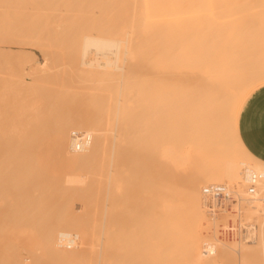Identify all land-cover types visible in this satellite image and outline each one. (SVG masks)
<instances>
[{
    "label": "bare ground",
    "instance_id": "6f19581e",
    "mask_svg": "<svg viewBox=\"0 0 264 264\" xmlns=\"http://www.w3.org/2000/svg\"><path fill=\"white\" fill-rule=\"evenodd\" d=\"M244 5H251L252 9L264 5V0H0V264H126L131 258L134 261L139 250L126 260L135 243L128 247L130 236L128 239L125 234L128 240L118 238L123 246L127 245H117L123 259L112 252L118 251L111 243L116 214L131 194L130 180L135 176L136 180L141 171V176L158 188L160 184L156 183L161 180L169 183L163 176L176 178L175 173L185 170L187 162L202 169L200 177L188 181L186 202L183 200L186 210H182V204L166 199L165 190L171 196L172 189L162 181L159 190L165 194L162 196L157 190V195L166 196L164 201L169 202H163L160 196L161 199L152 197L159 199L158 204L164 203L160 204L163 209L155 204L158 199L150 205L162 209L158 217L155 213L154 222L148 221L155 228H151L154 234L149 232L153 235L151 240L158 238L154 246L162 248V252L158 250L161 254L151 249L157 255L152 258V253L148 254L150 261L156 260L152 264H175L173 257L178 256L180 264H264V161L247 150L239 134V116L245 101L264 86V58L259 57L260 50L255 55L251 50L264 44V17L233 28L230 18L245 10L241 7ZM9 44L35 46L42 53V60L32 51L13 49ZM3 55L8 59H3ZM142 81L149 87L145 88ZM152 81L169 83L171 88L166 91L170 94L161 93L160 99L155 93V97L163 101L168 96L165 100L171 101L170 107L184 96L176 104L181 109L173 108L183 114L180 123L191 112L189 128L191 125L195 136L188 138L195 148H191L189 140L190 148L181 150L167 142L168 136L162 141L165 131L159 124L166 110L159 101L155 103H160L154 106L156 109L148 105L155 109L150 115H157L156 119L148 114L150 118L145 119H149L147 127L152 129L158 124L162 129L148 128L147 134L146 130H136L133 98L137 91L142 97V90L146 91V98L139 100L150 98L148 82ZM135 84L141 86L136 89ZM85 95L101 101L97 104L100 108H80L78 102ZM65 99L69 104H62ZM181 101L184 103L180 104ZM173 108H168L169 115L165 113L168 119L173 112L174 117L178 116L175 110L171 112ZM158 116L162 117L160 122ZM154 119L158 120L156 125ZM180 123L175 125L177 130L184 126ZM74 132L88 134L91 144L76 150ZM135 133L136 138L143 139L141 143L144 141L143 155L139 154L140 149L135 151ZM183 138L181 142L178 139V144H182ZM252 174L259 180L255 194L249 195L247 185ZM214 184L237 192L243 198L242 210L239 216L229 215L225 219L226 241L208 244L204 250L206 212L213 202L203 196L202 188ZM184 213V241L180 243L177 230L182 229L180 215ZM146 214L153 216L151 212ZM132 218L130 224L121 221L129 224L124 229L134 230ZM137 220L138 225L143 219ZM141 235L130 241L140 239ZM118 239L114 236L112 242ZM139 239L137 242L143 240ZM151 240L148 249L153 244ZM135 244V249L140 246L143 252L146 250L147 244ZM180 245L179 251L175 247ZM127 247L130 252L126 254ZM180 253H184V259ZM143 257L140 260L144 261L138 264L149 259Z\"/></svg>",
    "mask_w": 264,
    "mask_h": 264
},
{
    "label": "rangeland",
    "instance_id": "374dc122",
    "mask_svg": "<svg viewBox=\"0 0 264 264\" xmlns=\"http://www.w3.org/2000/svg\"><path fill=\"white\" fill-rule=\"evenodd\" d=\"M241 7H246V8H245V10H242V11L238 12L237 14H235L234 16H232V17L230 18V19L232 20V27H233V28H239V27H241V26L246 25V24L248 23V20H250V19H251V20H253V19L255 20V19H260V18H263V17H264V5H262V6H258V7H253L252 9H249V7H251V5H249V6L244 5V6H241ZM10 45H11V46H10ZM13 45H16V46H13ZM13 45H12V44H9V47H11V48H13V49H26V50L32 51V52H34V53L37 55V57H38L40 60H42V57H43V56H41L42 53H41L38 49H36L35 46H34V48H32V47H28V45H27V46L24 45L23 47H22V46L20 47L19 44H18L19 46H17V44H13ZM217 50H221V49L219 48V49H217ZM251 50H252V52L254 51V52H253V55H255V52H257V51L259 52V50H260V53H259L258 55H259V57L264 58V44H258L257 46L251 48ZM39 52H40V53H39ZM261 52H262V53H261ZM5 58L8 59V57H6V55H3V59H5ZM7 59H6V60H7ZM3 61H4V60H3ZM142 82H143V81H142ZM142 82H139V83H142ZM166 82H167V81H163V82H162V81H159V82H156V81H154V82H153V81H152V82H148L151 88L149 89V91H148V89H147V91H148L147 93H148V95H150V98L147 97V99H144V98H143V99L139 100L141 96H140V95H137V94H138V91H137V92L135 91V92H136V93H135L136 96L133 98V101H134V102H132V105H133V107H134V110H133V112H134L133 115H134V116H133V118H134V121L136 120L135 125H136V123H137L136 127L138 128V129H136V130H139V131H143V130L145 131V130H146L145 133L147 134V130H148L149 127H147L148 125H146V122L149 123V121H148L149 119L146 120V119H145V118H146L145 116H147L148 118H150L148 115H150V114L153 115L152 113H153L154 110L156 109V107H154V106L156 105L155 103H157V101H159L160 103L162 102V103L165 105V106H163V104H161L163 107H165V109L160 108L161 111H163V110H166V111H167L168 108H173V107H176V108L178 109V111L181 109V106H179V105L177 106V105H176L177 103H179L178 101H179V100H182L183 97H184L182 94H178V93H180L181 91H179V92L177 93L178 96H179V95H182V96H181L182 98L179 97V98H181V99H179V98H178L179 100L177 99V103H176L174 100L170 99V100H172V101H174V102L176 103L175 105H174V103H173L174 106H172V107H170V106H171V101L168 103V101L165 100V99H168V96H167V95H165V96H167V97H165V98L163 99V101H162V100L160 101V99H162V97H163V96L161 95V93L163 94V93L167 92L168 94H170V93L168 92L169 90L166 91V89H167V88H171V87L169 86V83H166ZM144 83H145L144 86H146L145 88L149 87V86H147V85H148L147 82H143V84H144ZM164 83H166V84H164ZM158 84H159V85H158ZM167 84H168V86H166ZM171 85L173 86V83H172ZM133 86H134V85L132 84V87H133ZM135 86H136V89H137L139 86H141V84H140V85L135 84ZM142 86H143V85H142ZM174 86L177 88V85H174ZM133 88H134V87H133ZM176 88H175V90L177 91ZM141 89H143V87H142ZM154 89H155V90H154ZM157 89H158V90H157ZM156 90L159 91V92H157ZM173 90H174V89H173ZM155 91H156V92H155ZM170 91H171V90H170ZM182 91H183V90H182ZM142 92H144V95H146V91L142 90ZM153 93H154V94H153ZM155 93H156V95H157V93H158V95H160V96H159L160 99L157 98L158 95H157V97H155ZM181 93H182V92H181ZM183 94H184V92H183ZM144 95H143V96H144ZM152 95H153V97H152ZM163 95H164V94H163ZM177 95L174 96V94H173L174 98L177 97ZM137 96H138L139 98H138ZM143 96H142V97H143ZM173 96H172V98H173ZM90 97H91V98H90ZM142 97H141V98H142ZM144 97H145V96H144ZM154 97L157 98V99L155 100ZM82 98H84V99H82ZM92 98H93L92 96H89V98H88V95L82 96L81 99H80L79 102H78V104H80L79 107H80V108H84V109H92V110H96L95 107H96V106L98 107L99 105H97V104L100 103L101 101L98 102V101H99L98 99L95 98L94 100H92ZM136 98H137V99H136ZM145 98H146V97H145ZM68 99H69V101H70L71 97L68 98ZM68 99H65L64 102H63L62 104H65V105L69 104ZM151 99H152V101H151ZM175 99H176V98H175ZM71 100H72V99H71ZM97 100H98V101H97ZM135 100H137V101L139 100L140 102H139V101L136 102ZM148 100H149L150 102H149ZM82 101H83V102H82ZM96 101H97V102H96ZM143 101H144V102H143ZM154 101H155V102H154ZM164 101H165V102H164ZM159 102H158V103H159ZM70 103H71V104H74L73 107L76 105V104L73 103L72 101H70ZM152 103H154V104H152ZM160 103H159V104H160ZM181 103H184V102L181 101L180 104H181ZM83 104H85V105H83ZM159 104H157V105L159 106ZM65 105H63V106H65ZM82 105H83V106H82ZM148 105H149L150 107L153 105V107H154L155 109L152 107L153 111L151 112L152 109H151L150 107H148ZM157 105H156V106H157ZM168 105H169V106H168ZM81 106H82V107H81ZM100 106H101V105H100ZM100 106H99L98 108H100ZM167 106H168V107H167ZM65 107H66V106H65ZM65 107H64V108H65ZM68 107H69V106H68ZM147 107H148V108H147ZM166 107H167V108H166ZM179 107H180V108H179ZM185 107H186V105H185L184 108H182V109H185ZM66 108H67V107H66ZM150 109H151V110H150ZM160 109H159V110H160ZM162 109H163V110H162ZM174 110H175V108L171 109V112H173ZM146 111H148L149 113H147ZM161 111H160V113H161ZM166 111L162 112V113L164 114V116H163V118L161 117V118L163 119L165 125L162 126V125H163V121H162L161 124H159V125H161V127H163V130H162V131H163V132L165 131V133H164V135H163L165 140H164L163 137H162V139H163L162 141H166V138H165V137L168 136V137H167V142L174 144V146H175L176 148H178L179 150H181V149H183V148H185V147H189V148H190V146H191L192 149L195 148L194 143L191 144V142H190V139H193V138H194L193 135L195 136V134H194L193 132H191V129H192V128H191V127H192L191 125H190V128H189V124H190V122H191V120H192V118H193L192 116H189V114H190L191 112H190L189 114L186 113L187 115L184 116L185 118L188 119L187 123H186V119H185V118H183V119L185 120V122L180 123V122H178V121H182V117H181V115H183V114L180 115V114H179L180 112L178 113V112H176V110H175V112L178 113V116H177V114L175 113L176 116L174 117V112H173V115H171V116L174 117V121H173V119H172L173 117L168 119V115H169L168 112H169L170 110L167 111V114H168V115L165 114ZM181 111H182V110H181ZM133 112H132V113H133ZM185 112H186V111H185ZM185 112H184V113H185ZM160 113H159V114H160ZM147 114H148V115H147ZM170 114H171V113H170ZM151 115H150V116H151ZM154 115H155V114H154ZM191 115H192V114H191ZM156 116H157V115H156ZM156 116H154V117L151 116L152 120H153V118L156 119ZM159 116H161V115H159ZM159 116H158L157 119H158L159 122H160L162 119H161ZM171 116H170V117H171ZM177 117L181 118V120L176 119V121H175V118H177ZM188 117H189V118L192 117V118H190L191 120H190ZM159 118H160L161 120H160ZM155 119H154V120H155ZM152 120L150 119V121H152ZM158 120L153 121V122H154V125H156L155 122L158 123ZM171 120H172V121H171ZM189 120H190V121H189ZM134 121H133V122H134ZM167 121H168V122H167ZM176 122H177V123H176ZM179 123L182 124V125H184V126H182V128H183V127L185 128V126H187V124H188V127H187L188 130H187V128H185L186 131H185V130L183 131V130H181V129H182L181 127H179V130H177V129H178V126H176V127H177V129H176L175 125H177V124H179ZM184 123H185V124H184ZM191 123H192V122H191ZM133 125H134V123H133ZM135 125L133 126L134 129H135ZM149 125H150V124H149ZM159 125L157 124V125H156L157 127L155 126L156 128L153 126L152 129L155 128L154 130H152L151 128H149V130L155 131L157 128H158V130L162 129L161 127H159ZM150 126H151V125H150ZM167 127H168L169 129H168ZM139 128H140V129H139ZM142 128H147V129H142ZM184 128H183V129H184ZM141 129H142V130H141ZM174 129H175V130H174ZM176 130H177V132H176ZM133 131H134V130H133ZM152 131H151V132H152ZM156 131H157V130H156ZM182 131H183L184 134L187 133V134L184 136L185 138H183V135H184V134H183L182 136L179 137V135H181V134H179V132L182 133ZM134 132H135V131H134ZM151 132H150V134H151ZM158 132H159V131H158ZM170 132H171V133H170ZM145 133H144V134H145ZM169 133H170V134H169ZM188 133H189V135H188ZM150 134H149V136H150ZM176 134H177V135H176ZM191 134H192V135H191ZM135 136H136V133L134 134V139L136 138ZM191 136H192V138H191ZM140 137H141V136H140ZM140 137L135 139V140H136V144L138 145V146L136 145V146H137V147H136L137 149H135V151L137 150L138 152H139V149H140V152L143 151V150H141V149H144V147L142 146V143H143L144 141L141 143V141H142L143 139H141ZM175 137H176L177 139H172V138H175ZM186 137H187V138L190 137V139H189V138L186 139ZM148 138H149V137H148ZM170 138H171V139H170ZM182 138L184 139V140H183L184 143H183V141H182V144H178V143H179V140H178V139H180V142H181V139H182ZM176 140H178L177 143L175 142ZM188 140H189V142H190V143H189L190 146L188 145ZM185 141H186V143H187L188 146H187V145H184V144H186ZM194 141H195V140H193L192 142H194ZM189 148H188V149H189ZM186 149H187V148H186ZM192 149H191V151H192ZM199 150H200V149H199ZM189 151H190V150H189ZM191 151H190V153L193 154L194 152H191ZM140 152H139V154L143 155V153H142V152L140 153ZM200 152H201V151H200ZM183 153H184V152H183ZM141 157H142V156H141ZM189 158H190V157H189ZM242 159L245 160L244 158H242ZM140 160H141V159H140ZM189 160H190V159H189ZM141 161H142V160H141ZM190 161H191V160H190ZM142 162H143V161H142ZM142 162H141V164H142ZM200 162H201V161H198V163H200ZM244 162H247V163H248L247 160H245ZM187 163H188V162H187ZM187 163H186V165H188V166L185 165V166L187 167V168H186L187 171H186V169L184 170V169H182V167H181V168H180V171H181V169H182V171H181V172H178V173H175V177H176V178L173 177L174 175H173V176H169V178H165V177H168V176H165V177L163 176L164 179H169V183H167L168 180H166V183H165V181L163 182V180L160 179V180L162 181L163 184H164V183L167 184V185L164 184L165 186H168V184H169L168 187H169L170 189H172V190H171L172 193L170 192V189H169V192H170V195H171V196L167 195L168 190H167V191L165 190L166 194L163 192L164 190H163V191H162V190H159V187H160L161 184H162L160 180H159L160 183H156V184H160V186H158V188H157V186H156L155 183H154L155 187H153V186H154V185H153V181L149 182L150 179H149V181H148V180H145L146 178L144 177V175H142L143 177L141 176V174H142L143 172L140 171L139 174H138V177H137L138 179L136 178V180H135V179L133 180V178L136 177V176H135V177H132V180H130V182L132 181V182H131V183H132V189H131V186H130L128 189L131 190V192H130V190H129V192H130L131 194L129 193V194H130V195L128 194L129 196H127V194H125V195L127 196L128 199L125 200V199H124V198H125V195H123L124 198L121 199V200L124 199L123 202H122L123 204H122V203L120 202V200L118 199V200H119L118 203L120 202V203L122 204L121 208H119V209H122V211L120 212V210H118L119 212H117L118 214H116V216H118V217H116V219H117L116 222H117V223H116V222H115V223L118 224L119 227L116 226V224H115V225L113 226L114 228H112V229H113V230H112V234H113V235H111V243L113 244V247L116 248L117 245L119 246L118 243H121V245L123 246V244H122L121 241H122L124 238H125L124 240H126V239H127L126 237H128V236H130V238L133 240V237L136 238V235L139 236V235L142 234V235H141V238L139 239V237H138V239H139V240H142V239H143V240L145 241V242H144V241L142 240L144 243H142V241H139L140 243L137 242L138 239H137V240L134 239V241H130L131 239H129V237H128V239H129L128 242H129L130 244H129L127 241H123V242H124V243L127 242V244L129 245V246H128L129 248H132V246H130V245H132L133 242L137 243V245H141L142 247L146 246L145 244H147V246H146L147 248L145 247L144 250H145V249L148 250V253H146V250L143 252V249H142L140 246H137L138 248L135 249V248H136V247H135V245H136L135 243H134L135 245L133 244L134 248L130 249V250H132L131 252L128 250V247H127V249H124V250L126 251V254H127V252H130V253H129L130 255H127V257H128V256H129V257H133V256H135V254L137 255L138 250H139V253L142 254V255L139 254L140 257L137 255V259H136V256H135V258H134L135 260H134V261H133V259L131 258V261H128L126 264H128V263H129V264H138V263H140L141 261H144V259H141V260H140V258H145V257H143L144 255H145V256H148V258L151 257V256L153 255V253H154V251H153V253H152V250H153V249H155V251L157 250V252H158V250H159V252L161 251L160 249H162V248L159 247L160 249H157L158 247H155V246H154V244H157V242L155 243V241H156L158 238H156L154 241L151 240V238H152L151 235H152V234H150V233H151L152 229H155V228H154V223L152 224L151 221L154 222L153 220L156 218V215H157V217H158V215H161V211H162V209H163V207H162L161 205L164 204L163 202L166 201V200L164 201V199H165L166 196H167L166 199L168 198L169 201L171 200V202H173V203H176V204H182V205H183L182 210H183V211L186 210V206H184V204H185V202H186V194H187V192H185V191L187 190V187H188V185H189L188 181H189V180H192V179H193V181H194V178H195L196 176H198V175H199V177H200V174H199V173H200V171H201V169H202L201 166H199V167H197L198 165H194V166H192V165L187 164ZM189 163H190V162H189ZM198 163H197V164H198ZM249 163H250L251 165H253L251 162H249ZM200 165H201V164H200ZM137 166H138V167L141 166L140 163H139ZM138 167H135V168H138ZM196 167H197V168H196ZM143 168H144V167H143ZM143 168H142V169H143ZM183 168H184V166H183ZM139 169H140V167L138 168V170H139ZM196 169H198V173H196V172H197ZM213 169H214V168H213ZM138 170H137V171H138ZM194 170H195V171H194ZM137 171H136V172H137ZM136 172H135V175H136ZM178 174H179V175H178ZM189 174H190V175H189ZM133 175H134V174H133ZM140 176L142 177L141 179H140ZM199 177H198V179H199ZM161 178H162V177H161ZM163 178H162V179H163ZM172 178H174L175 180L173 181ZM179 178H180L181 181L179 180ZM181 178H182V179H181ZM139 179H140V181L138 182ZM158 179H159V178H158ZM158 179H157V180H158ZM170 179H171V180H170ZM141 180L144 181V182H142ZM182 180H183L184 182H183ZM195 180H196V178H195ZM133 181H134V182H133ZM179 181H180V182H179ZM130 182H128V183H130ZM147 182H148L149 184H148ZM155 182H157V181H155ZM174 182H175V183H174ZM135 183H136V184H135ZM144 183H145V184H144ZM181 183H182V184H181ZM138 184H139V186H138ZM142 184H143V186L145 187V189H144V187L142 186ZM150 184L153 185V186H152L151 189H148V188H149L148 186H150ZM163 184H162V185H163ZM179 184H180V185H179ZM129 185H130V184H129ZM171 185L173 186V188H171V187H172ZM178 185H179V187H178ZM170 186H171V187H170ZM182 186H183V187H182ZM136 187H137V188H136ZM150 187H151V186H150ZM161 187H162V186H161ZM161 187H160V188H161ZM168 187H166V188L164 187V189H167ZM155 188H157V189H155ZM128 189H127V190H128ZM154 189H155V190H154ZM162 189H163V188H162ZM180 189H181V190H180ZM151 190H152V191H151ZM153 190H154V191H153ZM157 190L161 191L160 193H161L162 196H164L163 194H165L166 196H165L164 198H162L161 195H157V194H160L159 192H157ZM149 191H150L151 193H150ZM155 191L157 192L156 194L154 193ZM181 191H182V192H181ZM152 192H153V194H152ZM174 192H175V193H174ZM125 193H126V192H125ZM136 193H138V194H136ZM184 193H185V195H183ZM168 194H169V193H168ZM176 194H177V196L175 197ZM137 195H138V196H137ZM151 195H152V196H151ZM154 195H155V196H154ZM157 196H158V198H160V197L162 198V199L160 198V199L163 201V202L161 201V203H160L161 205L158 204V202H159V199H158V198H155V199L153 198V199H152V197H157ZM159 196H160V197H159ZM183 196H184V197H183ZM129 197H132V198H129ZM136 197H137V198H136ZM138 197H139V198H138ZM150 197H151V198H150ZM148 198H149V199H148ZM180 198H181V199H180ZM184 198H185V199H184ZM134 199H135L136 203H134V202H135ZM140 199H141L142 202L139 201ZM147 199H148V200H147ZM157 199H158V200H157ZM168 199H167V200H168ZM153 200H154V201H153ZM156 200H157V203H155ZM173 200H174L175 202H174ZM183 200H185V202H184ZM124 201H125V202L127 201V207H126V205H125L126 203H125ZM137 201H138V202H137ZM147 201H148L150 204H149ZM150 201H152V202H150ZM169 201H166L165 203H167V202H169ZM182 201H183V202H182ZM140 202H141V203H140ZM178 202H179V203H178ZM128 203H129V204H128ZM139 203H140V204H139ZM145 203H146V204H145ZM152 203H155L156 205L158 204L157 206H158V207H162V209H161V208H158V207H154V208H153V206H154L155 204L151 206L152 208H150V205H151ZM133 204H134V205H133ZM132 205L134 206V208H133ZM135 205H139V207H137V206H135ZM159 205H160V206H159ZM124 206H125V207H124ZM78 207H79V206H78ZM130 207H132L133 209L130 208ZM136 207H137V208H136ZM146 207H147V208H146ZM140 208H141V209H140ZM124 209H126V210H124ZM128 209H129V210H128ZM142 209H143V210H142ZM157 209H158V210H157ZM160 209H161V211H160ZM138 210H139L141 213H140ZM145 210H147V211H145ZM152 210H153V211H152ZM133 211H134V212H133ZM143 211H144L145 213H143ZM154 211H157V212H154ZM81 212H83V210H81ZM124 212H126V213L129 214V215H124ZM130 212H131V213H130ZM132 212H133V213H132ZM135 212H136V213H135ZM146 212H148V213L151 212V215L153 214V216H152V217H151V216L149 217L150 214H146ZM126 213H125V214H126ZM155 213H156V215H155ZM120 214H121V215H120ZM122 214H123L124 216H123ZM144 214H145V215H144ZM132 215H133V218H132ZM180 216H181V218L183 217V218H182V222H181V225H182L181 227H182V229H180V231H179V230H177V231H178V233H180V235H181V237L179 236L178 238H180V243H182V242L184 241V239H183V238H184V231H183V229H184V228H183V227H184V222H183V219L185 218L186 214L184 213V214H182V215H180ZM122 217H123V218H122ZM126 217H127L128 219H127ZM145 217H146L147 219H146ZM119 218H120V219H119ZM121 218H122V219H121ZM124 218H125V219H124ZM131 218L134 219V223H136V224H134V223L131 224L132 226H134V230H133V227H130L129 229H124L123 227L126 228V226H128V225L133 221V220H131ZM148 218H149V219H148ZM151 218H152V219H151ZM118 219H119V222H118ZM137 219H143V220H139V223H138V225H137V221H138ZM144 219H146V220H144ZM157 219H159V218H157ZM122 220H123V222H125V223H126V222H129V224H128V225H127V224L124 225L125 223H123V222L121 223ZM135 220H136V221H135ZM149 220H151V221L148 222ZM130 221H131V222H130ZM145 221H146V222H145ZM119 223H121L120 225H122L121 228H120ZM141 224H142L145 228H143ZM149 224H150V225H149ZM123 225H124V226H123ZM135 225H136L137 227H136ZM139 226H141V227H140L141 230H139V232H137V229H140V228H138ZM128 227H129V226H128ZM152 227H153V228H152ZM160 227H161V226H160ZM115 228H116V229H115ZM135 228H137V229L135 230ZM146 228H147V229H146ZM151 228H152V229H151ZM123 229H124V230H123ZM143 229H144V231H143ZM145 229H146V230H145ZM115 230H116V231H115ZM150 230H151V231H150ZM205 231H206V228L204 227V229H203V233H204ZM113 232H114V233H113ZM130 232L132 233L133 236H131V233H130ZM149 232H150V233H149ZM134 233H136V235H135ZM138 233H141V234H138ZM143 233H144V234H143ZM152 233L154 234V231H152ZM125 234H127V236H126ZM147 234H148L149 236H148ZM114 236H116L117 239L120 238L121 236H123V237L121 238V239H122L121 241H120L119 239H118V240H114V241L117 242V244H116L115 246H114V244H115L116 242H114V243L112 242V241H113V240H112V237L114 238ZM124 236H126V237H124ZM142 236H143V237H142ZM152 236H153V235H152ZM173 236H175V235H173ZM145 237H146V238H145ZM147 237H150V238L147 239ZM171 237H172V236H171ZM128 239H127V240H128ZM153 239H154V238H153ZM171 239L173 240L174 237H172ZM175 239L177 240V236L175 237ZM182 239H183V240H182ZM149 240H151V242H153V244L151 243L150 246H149V248L151 247L150 249H148V245H149V243H150ZM176 240H175L174 242L177 244L178 242H177ZM201 240H203V238H202ZM118 241H120V242H118ZM157 241H158V240H157ZM159 241H160L159 243L162 242V241H161V238L159 239ZM22 242H23V241H22ZM22 242H21V243H22ZM146 242H147V243H146ZM23 243H25V241H24ZM178 244H179V243H178ZM121 245H120V246H121ZM126 246H127V245L125 244V246H123V247H121V248H125ZM180 247H181V245L178 246V247H175V248H178V249H179ZM139 248H141L142 250H140ZM133 249H134V250H137V251L135 252V251H133ZM151 249H152V250H151ZM180 249H181V248H180ZM180 249H179V251H180ZM112 250H113V248H112ZM115 250H116V249H115ZM115 250L112 251L115 255L118 254V253L120 254V252H121V254H122V251H121V249H119V247H117V251H118L117 253H116ZM119 250H120V251H119ZM127 250H128V251H127ZM149 250H150V251H149ZM174 250H175V249H174ZM175 251H176V250H175ZM133 252H134V254H132ZM141 252H143V253H145V254H143V253H141ZM157 252H156V253H157ZM159 252H158V253H159ZM161 252H162V251H161ZM149 253H150V254L152 253L151 256L148 255ZM173 253H174V252H173ZM173 253H170V254L173 255ZM119 254H118V256H116V257H119V258H120L121 255H119ZM123 254H125V253L123 252ZM126 254H125V255H126ZM131 254H132V255H131ZM159 254H161V253H159ZM166 254H167V253H166ZM168 254H169V253H168ZM176 254H178V253L176 252ZM179 255L183 256L184 253H180ZM156 256H157V255H156ZM156 256L153 255L152 258H157ZM169 256H170V255H169ZM174 256H175V255H174ZM124 257H126V256H124ZM129 257H128L126 260H130ZM159 257H160V255H158V258H159ZM164 257H165V256H164ZM171 257H172V256H171ZM178 257H179V256H178ZM178 257H177V258H176V257H173V258L175 259V261H174L175 264H180V263H182V262L178 259ZM121 258L123 259V257H121ZM160 258L164 259L162 256H161ZM165 258H166V257H165ZM146 259H147V258H146ZM146 259H145L146 262H144V263L142 262V264H149V263L152 264V261H156V260H154V259H153L152 261H150L151 259L149 258V259H148V260L150 261V262H149V261L146 260ZM181 259H182V258H181ZM183 259H184V256H183ZM183 259H182V260H183ZM124 260H125V259H124ZM139 260H140V261H139ZM166 260H167V259H166ZM135 261H137V262H135ZM161 261H162V260H161ZM132 262H134V263H132ZM162 262H163V261H162ZM162 262H161V263H162ZM164 262H165V261H164ZM153 263H154V262H153ZM79 264H81V263H79ZM82 264H86V263L84 262V263H82ZM157 264H158V262H157ZM159 264H160V263H159ZM167 264H169V263H167Z\"/></svg>",
    "mask_w": 264,
    "mask_h": 264
},
{
    "label": "built area",
    "instance_id": "2783aa9c",
    "mask_svg": "<svg viewBox=\"0 0 264 264\" xmlns=\"http://www.w3.org/2000/svg\"><path fill=\"white\" fill-rule=\"evenodd\" d=\"M76 150L83 149L91 144V137L83 132H74L72 134ZM259 177L250 175L248 178L247 191L249 195L256 192V182ZM202 194L205 198L213 202V205L207 209L206 236L203 243V249L208 244L226 241L224 230L225 219L229 215L239 216L242 210L243 198L233 189L222 184H214L202 188ZM264 203V197L262 199ZM70 248V245L68 246Z\"/></svg>",
    "mask_w": 264,
    "mask_h": 264
},
{
    "label": "crops",
    "instance_id": "0c3cea01",
    "mask_svg": "<svg viewBox=\"0 0 264 264\" xmlns=\"http://www.w3.org/2000/svg\"><path fill=\"white\" fill-rule=\"evenodd\" d=\"M239 134L247 150L264 161V86L245 101L239 116Z\"/></svg>",
    "mask_w": 264,
    "mask_h": 264
}]
</instances>
